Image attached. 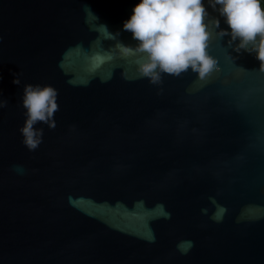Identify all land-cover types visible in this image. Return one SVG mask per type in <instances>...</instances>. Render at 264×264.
I'll use <instances>...</instances> for the list:
<instances>
[{"label": "water", "instance_id": "water-1", "mask_svg": "<svg viewBox=\"0 0 264 264\" xmlns=\"http://www.w3.org/2000/svg\"><path fill=\"white\" fill-rule=\"evenodd\" d=\"M139 2L0 0V264H264L260 61L204 0L219 70L138 78ZM29 83L60 106L35 151Z\"/></svg>", "mask_w": 264, "mask_h": 264}, {"label": "clouds", "instance_id": "clouds-1", "mask_svg": "<svg viewBox=\"0 0 264 264\" xmlns=\"http://www.w3.org/2000/svg\"><path fill=\"white\" fill-rule=\"evenodd\" d=\"M228 25L218 33L223 39L231 37L229 46L237 53H255L264 70V0H209ZM219 28L212 20L204 0H140L124 30L132 33L135 46L122 45L124 55H135L138 78H147L153 85L163 83V75L180 77L189 69L205 79L219 70L218 59L207 51L211 39L210 26ZM230 30V31H229ZM19 85V75L13 81ZM2 95V94H0ZM0 100V108L7 106ZM26 120L20 128L22 143L35 151L42 143L43 128L39 123L56 127L55 113L60 110L58 90L52 85L26 84L22 97Z\"/></svg>", "mask_w": 264, "mask_h": 264}]
</instances>
